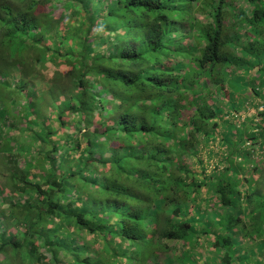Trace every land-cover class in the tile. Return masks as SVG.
Masks as SVG:
<instances>
[{"label":"clouds","instance_id":"clouds-1","mask_svg":"<svg viewBox=\"0 0 264 264\" xmlns=\"http://www.w3.org/2000/svg\"><path fill=\"white\" fill-rule=\"evenodd\" d=\"M0 264H264V0H0Z\"/></svg>","mask_w":264,"mask_h":264}]
</instances>
